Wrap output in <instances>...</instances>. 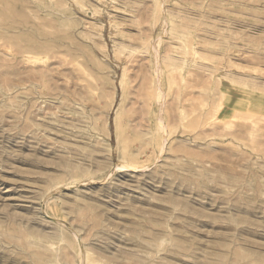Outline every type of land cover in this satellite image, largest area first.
I'll return each instance as SVG.
<instances>
[{
	"label": "rangeland",
	"instance_id": "1",
	"mask_svg": "<svg viewBox=\"0 0 264 264\" xmlns=\"http://www.w3.org/2000/svg\"><path fill=\"white\" fill-rule=\"evenodd\" d=\"M0 264H264V0H0Z\"/></svg>",
	"mask_w": 264,
	"mask_h": 264
},
{
	"label": "bare ground",
	"instance_id": "2",
	"mask_svg": "<svg viewBox=\"0 0 264 264\" xmlns=\"http://www.w3.org/2000/svg\"><path fill=\"white\" fill-rule=\"evenodd\" d=\"M161 43V42H160ZM157 49V48H156ZM159 49V48H158ZM158 52V51H157ZM160 53V52H159ZM159 55V54H158ZM160 70V69H159ZM158 70V71H159ZM55 74V73H54ZM159 74H160V71H159ZM161 104H163V100H161ZM162 112H160V114L158 115V122L160 123V131L163 133V136H165V134H166V132H165V130L166 129H164L165 127V125H164V121H163V119H164V115L163 114H161ZM164 142V141H163ZM164 144V143H163ZM163 144H161V149H160V151L161 152H163ZM160 152V153H161Z\"/></svg>",
	"mask_w": 264,
	"mask_h": 264
}]
</instances>
